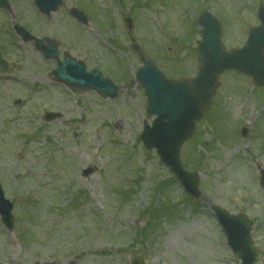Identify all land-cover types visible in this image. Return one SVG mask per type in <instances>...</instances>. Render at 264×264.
Returning <instances> with one entry per match:
<instances>
[{
    "label": "rangeland",
    "instance_id": "1",
    "mask_svg": "<svg viewBox=\"0 0 264 264\" xmlns=\"http://www.w3.org/2000/svg\"><path fill=\"white\" fill-rule=\"evenodd\" d=\"M8 1L12 19L0 9V50L13 68L0 72V183L13 203V230L0 221V262L239 264L212 214L218 206L253 221L262 249L256 264H264V89L237 72L220 75L210 107L180 148L183 167L199 173L202 196L193 199L139 139L153 117L145 114L130 49L133 38L167 77L194 75L197 16H216L230 49L258 23L264 0H64L49 18L32 0ZM74 5L89 26L68 14ZM13 24L54 37L88 68L97 66L121 87L118 97L54 83L52 61L15 35Z\"/></svg>",
    "mask_w": 264,
    "mask_h": 264
},
{
    "label": "water",
    "instance_id": "2",
    "mask_svg": "<svg viewBox=\"0 0 264 264\" xmlns=\"http://www.w3.org/2000/svg\"><path fill=\"white\" fill-rule=\"evenodd\" d=\"M60 1L35 0L44 13L55 11ZM0 5L9 9L5 0H0ZM258 18L260 24L249 31L245 44L226 51L221 41L220 23L209 12H203L197 18L200 26V39L196 46L199 67L196 75L190 78H166L146 53L132 41V49L142 63L135 78L143 87L146 96V113L148 116H156L151 126L144 124L140 138L147 149H156L160 161L168 166L187 194L194 198L200 196L198 173L182 168L179 160L180 146L192 135L195 122L208 108L218 88V76L222 72L236 70L250 76L257 86L264 87V4L259 7ZM16 30L24 39L32 38L22 28L16 27ZM45 41L48 42V39H35L37 47L45 56L57 59V67L52 72L56 80L78 92L94 89L103 97H116L119 88L102 77L97 68L87 72L82 61L69 55L59 60L57 45L50 42L45 48ZM8 68L7 63L0 57V70ZM11 208L12 203L4 198L0 187L1 220L10 230ZM213 210L236 259L241 260V264H254L260 249L252 243V224L247 216L231 214L219 207H213ZM134 264L139 262L134 261Z\"/></svg>",
    "mask_w": 264,
    "mask_h": 264
}]
</instances>
